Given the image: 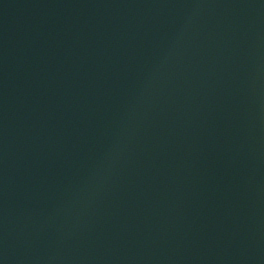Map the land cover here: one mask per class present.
Here are the masks:
<instances>
[{"label": "water", "instance_id": "obj_1", "mask_svg": "<svg viewBox=\"0 0 264 264\" xmlns=\"http://www.w3.org/2000/svg\"><path fill=\"white\" fill-rule=\"evenodd\" d=\"M0 264H264V0H0Z\"/></svg>", "mask_w": 264, "mask_h": 264}]
</instances>
